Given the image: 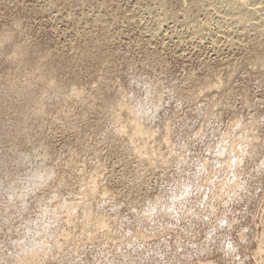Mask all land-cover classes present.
<instances>
[{
    "label": "rangeland",
    "instance_id": "rangeland-1",
    "mask_svg": "<svg viewBox=\"0 0 264 264\" xmlns=\"http://www.w3.org/2000/svg\"><path fill=\"white\" fill-rule=\"evenodd\" d=\"M211 1L0 0V264H264V38Z\"/></svg>",
    "mask_w": 264,
    "mask_h": 264
},
{
    "label": "bare ground",
    "instance_id": "bare-ground-1",
    "mask_svg": "<svg viewBox=\"0 0 264 264\" xmlns=\"http://www.w3.org/2000/svg\"><path fill=\"white\" fill-rule=\"evenodd\" d=\"M211 1V0H210ZM200 2V1H199ZM212 5L214 10L216 11V16L217 18L220 19H216L218 20L217 23H220L221 19H224L227 23V26H230L236 30H239L241 33L242 32H249V31H253V33H257L258 36L261 35V37L264 38V0H212ZM162 5V4H161ZM202 5V4H201ZM203 6V5H202ZM205 9V8H203ZM191 12V11H190ZM188 14V13H187ZM163 15V14H162ZM206 16V15H205ZM204 16V17H205ZM187 17V16H186ZM185 17V18H186ZM188 18V17H187ZM209 18V17H208ZM140 19V18H139ZM211 19H213L211 17ZM215 19V20H216ZM164 20V19H163ZM223 20V22H224ZM157 22V21H156ZM207 22V21H206ZM147 23V22H146ZM198 23V22H197ZM203 23V22H202ZM193 24V23H192ZM195 24V23H194ZM221 24V23H220ZM224 24V23H222ZM184 25V24H183ZM218 25V24H216ZM147 26V24L145 25ZM158 26V25H157ZM160 26V25H159ZM194 26V25H193ZM226 26V25H224ZM222 25L218 26L217 29H219V27H224ZM210 27V26H209ZM229 27V28H230ZM193 28V27H192ZM222 28L220 29L222 31ZM226 28V27H225ZM225 30V29H224ZM223 30V31H224ZM230 30V29H229ZM142 31V30H141ZM153 31V30H152ZM203 31V30H202ZM228 31V30H227ZM226 31V33H227ZM165 32V31H164ZM218 32V30H217ZM225 32V31H224ZM157 33V32H156ZM160 33V32H159ZM177 33V32H176ZM180 33V32H179ZM197 33V32H196ZM238 33V32H236ZM4 34V33H3ZM200 34V33H199ZM217 34V33H216ZM215 34V35H216ZM219 34V33H218ZM229 34V33H228ZM240 34V33H239ZM245 34V33H244ZM249 34V33H248ZM179 35V34H178ZM194 35V34H193ZM2 36V35H0ZM7 36V35H6ZM154 36V35H153ZM181 36V35H180ZM255 36V35H254ZM225 37V36H224ZM2 38V37H1ZM5 38V37H4ZM2 38V39H4ZM202 39V38H201ZM243 39V38H242ZM179 40V39H178ZM2 41V40H1ZM181 41V40H180ZM186 41V40H185ZM212 41V40H211ZM231 41V40H230ZM3 42V41H2ZM233 42V41H231ZM225 43V42H224ZM17 46V45H16ZM261 46V45H260ZM21 47V46H20ZM240 47V46H239ZM26 49V48H25ZM21 50V49H19ZM23 50V49H22ZM27 50V49H26ZM186 50V49H185ZM227 50V49H226ZM217 51V50H216ZM24 52V51H23ZM20 53V51H19ZM81 53V52H80ZM26 56V55H25ZM83 56V55H82ZM13 57V56H12ZM36 65V64H35ZM41 67V66H40ZM39 67V68H40ZM37 69V68H36ZM18 70V69H17ZM39 70V69H38ZM42 70V69H41ZM42 73V72H41ZM36 77V76H35ZM32 78V77H31ZM31 78H28V80H30ZM34 78V77H33ZM35 79V78H34ZM40 79V78H39ZM26 80V79H25ZM38 80V79H37ZM45 80V79H44ZM48 80V79H47ZM63 80V79H62ZM50 82V81H49ZM57 82V81H56ZM59 82V81H58ZM52 83V82H51ZM50 83V84H51ZM61 83V82H60ZM59 83V84H60ZM64 83V82H62ZM220 83V82H217ZM11 85V84H10ZM45 85H48L45 84ZM55 85V84H52ZM58 85V84H57ZM28 86V85H27ZM51 86V85H50ZM56 86V85H55ZM74 86V85H73ZM77 86V85H76ZM75 88H78L79 86H77ZM48 87V86H47ZM58 87V86H57ZM60 87V86H59ZM49 88V87H48ZM61 88V87H60ZM64 88V87H63ZM70 88V87H69ZM80 88V87H79ZM78 88V89H79ZM18 89V88H17ZM74 89V88H73ZM12 90V89H11ZM47 90V89H46ZM50 90V89H49ZM64 90V89H63ZM77 89H75L74 92H76ZM73 91V90H72ZM80 91V89H79ZM83 91V90H81ZM41 92V91H40ZM78 93V92H76ZM82 93V92H81ZM80 93V94H81ZM86 93V92H85ZM74 94V93H73ZM84 94V93H83ZM42 95V94H41ZM86 96V95H85ZM89 94L87 95L88 98ZM91 97V96H89ZM155 97V96H154ZM83 100V97L81 98ZM95 99V98H93ZM78 100V99H77ZM80 100V99H79ZM86 100V99H85ZM84 100V101H85ZM99 101V100H98ZM81 102V101H80ZM111 102V101H110ZM85 103V102H84ZM90 105H93L92 102H90ZM80 104V103H79ZM113 104V103H112ZM115 104V103H114ZM155 104V103H154ZM110 104H108L109 106ZM142 104L140 103L138 105V107H133L130 103L128 105L125 106V108L129 109L130 112L133 113V116L135 117L137 115V113H141V111L143 112V110H141V106ZM106 106V105H105ZM88 108H90L89 106H87ZM101 107V105H100ZM105 108V107H104ZM102 109V108H101ZM90 110V109H89ZM93 110V109H92ZM121 110V112L123 111L122 108H119V111ZM104 111V109H103ZM90 112V111H89ZM107 113L110 112L106 111ZM106 113V114H107ZM136 131H141L140 128L136 127ZM40 167V166H39ZM51 170V169H50ZM49 169H35V172L32 174L33 178L37 181V182H41L42 181H46V179L51 175V171ZM54 175V174H53ZM53 178V176H52ZM48 180V179H47ZM50 180V179H49ZM93 180V179H92ZM47 186V185H46ZM64 201V199L62 200ZM66 201V200H65ZM68 202V201H67ZM65 203V202H64ZM70 203V202H69ZM71 204V203H70ZM69 205V204H68ZM55 207V206H54ZM69 206H67L66 208H68ZM57 208V207H56ZM65 208V210H66ZM68 210V209H67ZM69 212V211H68Z\"/></svg>",
    "mask_w": 264,
    "mask_h": 264
},
{
    "label": "snow or ice",
    "instance_id": "snow-or-ice-1",
    "mask_svg": "<svg viewBox=\"0 0 264 264\" xmlns=\"http://www.w3.org/2000/svg\"><path fill=\"white\" fill-rule=\"evenodd\" d=\"M229 247H231V245H229Z\"/></svg>",
    "mask_w": 264,
    "mask_h": 264
}]
</instances>
